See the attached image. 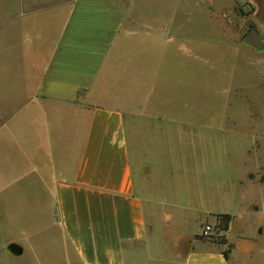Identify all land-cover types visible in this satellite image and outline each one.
Masks as SVG:
<instances>
[{
    "label": "crops",
    "instance_id": "crops-1",
    "mask_svg": "<svg viewBox=\"0 0 264 264\" xmlns=\"http://www.w3.org/2000/svg\"><path fill=\"white\" fill-rule=\"evenodd\" d=\"M241 5L252 8L262 46L226 41L263 51L264 0ZM185 26L156 19L139 0H0V214L35 223L33 234L23 230L27 245L7 241L0 251L33 248L38 264L45 249L51 264L253 262L259 245H237L238 215L218 205L236 188L243 203L249 174L220 184L213 147L193 122L155 111L149 68L128 67L139 40L143 54H169ZM223 214L234 217L228 259L201 237Z\"/></svg>",
    "mask_w": 264,
    "mask_h": 264
},
{
    "label": "rangeland",
    "instance_id": "rangeland-1",
    "mask_svg": "<svg viewBox=\"0 0 264 264\" xmlns=\"http://www.w3.org/2000/svg\"><path fill=\"white\" fill-rule=\"evenodd\" d=\"M247 1L139 0L143 9L149 6L156 19L164 16L172 27L183 22L186 26L180 33L177 30L169 54H162L157 47L149 56L143 54L147 44L139 40L136 58L128 67L138 71L149 68L155 85V111L193 122L194 132L203 137V147H213L220 184L234 182L237 186L249 174L250 196H245L242 203L241 190L236 188L234 199L221 192L218 205L220 211L227 209L238 215L232 231L237 245H259L251 264H264V188L260 191L264 186V50L247 44L238 48L225 38L243 39L252 28V8L241 5ZM236 2L241 4L234 5ZM128 82L123 77L119 84L126 86ZM167 129L176 131L173 126ZM258 226L262 236L254 240ZM34 228L29 214L26 218L0 214V246L7 241L27 245L23 230L33 234ZM215 229L217 234L207 237L201 233V237L211 238L227 251L232 243L226 240L224 231ZM242 231L244 238L240 236ZM10 250L0 251V264H38L33 248L28 247L22 257L13 255L18 253L16 245ZM45 250L44 264H51V251Z\"/></svg>",
    "mask_w": 264,
    "mask_h": 264
},
{
    "label": "trees",
    "instance_id": "trees-1",
    "mask_svg": "<svg viewBox=\"0 0 264 264\" xmlns=\"http://www.w3.org/2000/svg\"><path fill=\"white\" fill-rule=\"evenodd\" d=\"M233 219H234V217L230 214L218 215V222H217L216 227L219 230H222L224 232H228ZM233 247H234V245L230 244L229 249L227 251H224V256L226 259L229 258V254L231 253Z\"/></svg>",
    "mask_w": 264,
    "mask_h": 264
},
{
    "label": "water",
    "instance_id": "water-1",
    "mask_svg": "<svg viewBox=\"0 0 264 264\" xmlns=\"http://www.w3.org/2000/svg\"><path fill=\"white\" fill-rule=\"evenodd\" d=\"M243 40L257 48L262 46L258 33L255 30H250L244 37ZM18 253H22V250H18Z\"/></svg>",
    "mask_w": 264,
    "mask_h": 264
},
{
    "label": "built area",
    "instance_id": "built-area-1",
    "mask_svg": "<svg viewBox=\"0 0 264 264\" xmlns=\"http://www.w3.org/2000/svg\"><path fill=\"white\" fill-rule=\"evenodd\" d=\"M215 234H217V231H216L215 227L210 226V225L206 226V227L202 230V235H203V236H207V237H209V236H212V235H215Z\"/></svg>",
    "mask_w": 264,
    "mask_h": 264
},
{
    "label": "flooded vegetation",
    "instance_id": "flooded-vegetation-1",
    "mask_svg": "<svg viewBox=\"0 0 264 264\" xmlns=\"http://www.w3.org/2000/svg\"><path fill=\"white\" fill-rule=\"evenodd\" d=\"M250 31V30H249Z\"/></svg>",
    "mask_w": 264,
    "mask_h": 264
}]
</instances>
